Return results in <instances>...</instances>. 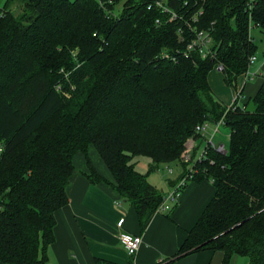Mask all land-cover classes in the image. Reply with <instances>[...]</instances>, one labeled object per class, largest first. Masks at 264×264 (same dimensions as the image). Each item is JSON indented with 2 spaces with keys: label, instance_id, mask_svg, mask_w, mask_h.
I'll return each mask as SVG.
<instances>
[{
  "label": "trees",
  "instance_id": "trees-1",
  "mask_svg": "<svg viewBox=\"0 0 264 264\" xmlns=\"http://www.w3.org/2000/svg\"><path fill=\"white\" fill-rule=\"evenodd\" d=\"M255 28L264 33V0L0 4V261L47 264L77 151L95 148L144 228L164 194L148 173L177 162L184 175L181 153L203 135L195 126L221 119L227 149L206 144L189 179H210L214 194L174 256L218 249L222 264L232 254L264 264V74L234 106L208 81L215 66L230 84L248 79ZM200 32L210 37L206 56L187 48ZM137 156L149 159L147 172Z\"/></svg>",
  "mask_w": 264,
  "mask_h": 264
},
{
  "label": "crops",
  "instance_id": "crops-1",
  "mask_svg": "<svg viewBox=\"0 0 264 264\" xmlns=\"http://www.w3.org/2000/svg\"><path fill=\"white\" fill-rule=\"evenodd\" d=\"M261 81L262 78L258 83L248 86L252 94L243 99V102L256 93ZM245 84L242 83L241 86L242 94ZM216 98L221 99L219 95ZM222 103L230 105L232 99ZM210 125L214 127V124ZM220 126L215 134H212L213 130L209 132L207 129L203 135L187 142L188 147L192 145V156L195 161L200 157L207 140L212 137L213 141L217 134L220 135ZM223 130L228 144V129L223 127ZM199 139L200 142L197 143ZM218 144H221V141L216 143ZM147 160L146 167L149 164V159ZM72 162L74 168L66 187L67 204L52 213L54 241L46 249L47 264H96L97 260L117 264H222L223 251L218 249H204L174 256L187 231L214 194L215 188L210 179L188 180L177 202L172 205L174 207L171 211L168 213L156 211L150 216L144 228H141L133 206L114 189L113 177L93 146H88L86 152L77 151ZM76 165L79 171H76ZM162 165L170 167L171 172L165 174L156 170L157 172L153 171V175L148 173L147 179L165 193L180 179L183 166L180 167L177 162ZM185 165L186 168L191 166ZM92 170L102 176L103 180L90 181L88 174ZM137 170L144 171L138 168ZM121 217L123 221L118 227L116 222ZM120 232L141 236L142 242L134 254L129 255L121 245ZM0 264L7 263L0 261ZM227 264L251 263L245 255L232 254Z\"/></svg>",
  "mask_w": 264,
  "mask_h": 264
},
{
  "label": "built area",
  "instance_id": "built-area-1",
  "mask_svg": "<svg viewBox=\"0 0 264 264\" xmlns=\"http://www.w3.org/2000/svg\"><path fill=\"white\" fill-rule=\"evenodd\" d=\"M158 5H161V3H157V6ZM209 43H210V37L207 34L200 32L197 34V37L193 41H191L190 44H188L187 48L191 51L198 52L201 56H206L212 53L211 49L209 48ZM255 58H256L255 55L250 56L249 58L250 62L251 63L254 62ZM240 92H241V89L236 90V92L234 93L233 99H232V103L229 106H234L236 104H239V101H237V99L238 98L241 99L242 95ZM208 124L209 123L207 121L197 124L195 126V131L200 134H204L208 128ZM221 124H222L221 119L215 123L212 134H215L216 132H218V126ZM206 144H210L212 147H215V143L214 141H212V137H210L207 140ZM216 147L218 150H221V151L225 149L224 145L222 144H219ZM204 153H205V149L201 152L199 158H201L204 155ZM180 160L181 162L185 164H190L191 166L187 168L186 173L182 175L179 180H177L173 188L163 194L162 202L159 205L157 210L164 211V210L170 209V207L174 203L177 202V199L180 195L181 190L186 185L187 181L191 179L193 173L195 172V169L193 168L195 160L193 159V156H192V145H190V147H188L187 145L186 149L181 153ZM167 168H168V171L171 172V168L170 167H167ZM122 221H123V218L122 217L119 218L116 222V225L120 227L122 224ZM119 241L121 245L124 247V249L127 251V253L129 255H132L139 248L142 242V238L140 235H137V234H129L125 232H120Z\"/></svg>",
  "mask_w": 264,
  "mask_h": 264
},
{
  "label": "rangeland",
  "instance_id": "rangeland-1",
  "mask_svg": "<svg viewBox=\"0 0 264 264\" xmlns=\"http://www.w3.org/2000/svg\"><path fill=\"white\" fill-rule=\"evenodd\" d=\"M4 1L5 0H0V4H2ZM120 7H121V4L117 5L114 12L117 13L120 10ZM251 35L253 36L254 41H255L256 49H255L254 55L256 58H255L254 62H252L248 65L247 74H249V76H248L247 80H246V77L244 76V74H241L236 79H234L232 81V84H230L229 82H227L224 79V75H223L222 71L218 68V66H215L208 73V81H209V84L211 86V90L214 92V94L216 96L219 95L221 97V99H220L221 101L223 100L224 102H226V100H228V99H233V96H234V93L236 92V90H240L242 83H243V85L246 83L243 94L241 96V99H239V98L237 99V101H239V104H242L241 102H243V99L247 98L249 95L252 94V91L250 89H248V86L253 84V83L254 84L258 83L260 78H262V75L264 74V67L262 68V65H264V33H261L257 28H255V29L251 30ZM257 74H259V75H257ZM240 79H241V82H240ZM236 87H237V89H236ZM213 128L214 127L212 125H210V123H209L207 131L211 132V130H213ZM213 141L215 142V144L220 143V141H221V144L224 145V147L226 146L227 136H226V133L223 130L222 126H220V135L217 134L214 137ZM199 142H200V139L197 140V143H199ZM89 149H93V148H89ZM135 159L137 162L136 163V169L137 168L142 169V170H144L142 172H145V171L147 172V170H148V167H146L147 161H148L147 158L144 156H137ZM76 171H79V167H77V165H76ZM157 171H159L160 173H165V174H167V172H169L168 168L166 166H163V165L162 166L160 165L159 168L157 169ZM153 174H154L153 171L149 173V175H153Z\"/></svg>",
  "mask_w": 264,
  "mask_h": 264
},
{
  "label": "water",
  "instance_id": "water-1",
  "mask_svg": "<svg viewBox=\"0 0 264 264\" xmlns=\"http://www.w3.org/2000/svg\"><path fill=\"white\" fill-rule=\"evenodd\" d=\"M222 152H225V150H222Z\"/></svg>",
  "mask_w": 264,
  "mask_h": 264
}]
</instances>
